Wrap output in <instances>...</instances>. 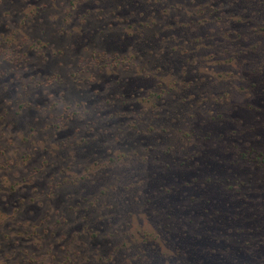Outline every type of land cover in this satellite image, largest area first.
I'll return each instance as SVG.
<instances>
[{
  "label": "rangeland",
  "instance_id": "1",
  "mask_svg": "<svg viewBox=\"0 0 264 264\" xmlns=\"http://www.w3.org/2000/svg\"><path fill=\"white\" fill-rule=\"evenodd\" d=\"M264 0H0V264H264Z\"/></svg>",
  "mask_w": 264,
  "mask_h": 264
},
{
  "label": "trees",
  "instance_id": "2",
  "mask_svg": "<svg viewBox=\"0 0 264 264\" xmlns=\"http://www.w3.org/2000/svg\"><path fill=\"white\" fill-rule=\"evenodd\" d=\"M263 160H264V158H263Z\"/></svg>",
  "mask_w": 264,
  "mask_h": 264
}]
</instances>
